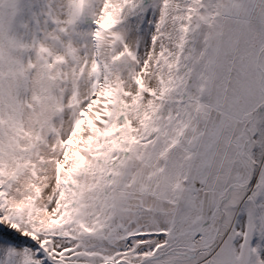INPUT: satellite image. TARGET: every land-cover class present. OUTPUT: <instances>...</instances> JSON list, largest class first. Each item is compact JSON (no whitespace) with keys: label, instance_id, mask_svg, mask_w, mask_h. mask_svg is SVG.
Segmentation results:
<instances>
[{"label":"snow or ice","instance_id":"1","mask_svg":"<svg viewBox=\"0 0 264 264\" xmlns=\"http://www.w3.org/2000/svg\"><path fill=\"white\" fill-rule=\"evenodd\" d=\"M0 264H264V0H0Z\"/></svg>","mask_w":264,"mask_h":264}]
</instances>
